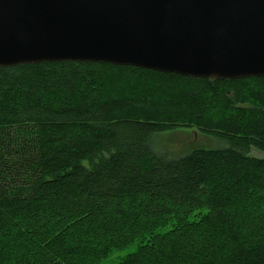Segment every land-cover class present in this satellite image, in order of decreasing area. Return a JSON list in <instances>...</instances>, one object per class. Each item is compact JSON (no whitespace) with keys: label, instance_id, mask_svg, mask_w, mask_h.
I'll return each instance as SVG.
<instances>
[{"label":"trees","instance_id":"16d2710c","mask_svg":"<svg viewBox=\"0 0 264 264\" xmlns=\"http://www.w3.org/2000/svg\"><path fill=\"white\" fill-rule=\"evenodd\" d=\"M177 127L224 146L157 154L151 135ZM132 243L116 264H264V76L0 66V264H96Z\"/></svg>","mask_w":264,"mask_h":264},{"label":"water","instance_id":"95a60500","mask_svg":"<svg viewBox=\"0 0 264 264\" xmlns=\"http://www.w3.org/2000/svg\"><path fill=\"white\" fill-rule=\"evenodd\" d=\"M39 61L264 76V0H0V66Z\"/></svg>","mask_w":264,"mask_h":264},{"label":"rangeland","instance_id":"374dc122","mask_svg":"<svg viewBox=\"0 0 264 264\" xmlns=\"http://www.w3.org/2000/svg\"><path fill=\"white\" fill-rule=\"evenodd\" d=\"M150 146L157 154L175 159L186 155L195 148H218L224 146V142L192 128L177 127L173 130L153 133L150 138ZM251 153L261 154L255 149H252ZM135 249L136 243L115 249L96 264H116Z\"/></svg>","mask_w":264,"mask_h":264}]
</instances>
